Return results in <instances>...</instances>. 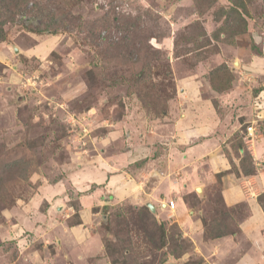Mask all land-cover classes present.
Segmentation results:
<instances>
[{
  "label": "rangeland",
  "instance_id": "obj_1",
  "mask_svg": "<svg viewBox=\"0 0 264 264\" xmlns=\"http://www.w3.org/2000/svg\"><path fill=\"white\" fill-rule=\"evenodd\" d=\"M191 87L220 116L247 111L264 89V0H17L0 26V264H79L58 245L89 192L73 190L70 165L172 140ZM207 198L192 199L206 236L222 222L238 233L245 207ZM143 203L109 206L81 264H220Z\"/></svg>",
  "mask_w": 264,
  "mask_h": 264
},
{
  "label": "crops",
  "instance_id": "obj_2",
  "mask_svg": "<svg viewBox=\"0 0 264 264\" xmlns=\"http://www.w3.org/2000/svg\"><path fill=\"white\" fill-rule=\"evenodd\" d=\"M193 89L184 91L183 107L174 117L172 140L155 148L142 149L138 145L135 150H129L127 147L119 154L106 155L105 150L99 156L86 158L82 167L73 169L70 165L67 174L73 190L89 192L82 196L80 222L70 226L72 234L63 241L58 240V245L74 250L79 264L85 253L95 256L100 247L98 235L95 232L92 235L91 228L101 224L109 206L123 201L135 204L150 201L158 214L164 211L169 220L179 225L184 238H190L196 252L205 259L216 255L220 257V264H264V210L258 200L264 192V89L256 93L246 112L238 110L232 116H220ZM251 122L255 123L258 137L255 143L246 145L254 156L257 172L240 175L233 171L241 169L242 149H237L236 142L238 137L244 138L246 126ZM148 152L153 155L145 158ZM232 166L236 167L232 170ZM61 185L58 183L51 191L60 192ZM217 188L220 193L215 191ZM214 193H218L227 209L245 207L247 212L239 221L238 233L218 238L206 236V220L202 215L205 209L195 207L192 199L204 204ZM43 194L40 200L49 202ZM62 199L57 197L55 201L58 209ZM172 201L174 206L170 205ZM38 205L35 199L34 206ZM68 210L73 207L68 205ZM46 213L43 212L44 216ZM73 214L68 212L67 217ZM38 228L34 223L32 229ZM29 243L26 241L25 248Z\"/></svg>",
  "mask_w": 264,
  "mask_h": 264
},
{
  "label": "trees",
  "instance_id": "obj_3",
  "mask_svg": "<svg viewBox=\"0 0 264 264\" xmlns=\"http://www.w3.org/2000/svg\"><path fill=\"white\" fill-rule=\"evenodd\" d=\"M15 6H17V0H0V26L4 24L5 21H7L8 19L11 18L12 12L15 8ZM151 51V50H149ZM155 54H157V52H154ZM146 75V71L145 72H139L137 73L138 78L140 77H144ZM238 136V135H237ZM236 136V137H237ZM236 147L238 150L242 149V155H241V172L239 169L233 170L234 167L236 166H232V170L236 171L238 174H243V175H253L256 174L257 172V168L255 165V159L254 156L251 154V152L248 150L246 142L244 140V138L242 137H238V141L236 143ZM238 152V151H237ZM258 200L261 204V206L263 207L264 210V192L258 197ZM238 207V206H236ZM148 207H146L147 209ZM148 210V209H147ZM80 222V221H79ZM209 225V224H208ZM215 227V230L219 229L221 230V232L218 230L216 232L211 231L210 233V237L216 238L219 236H224L227 234H234L235 232L233 231H229V230H223L227 228L225 223H221V224H217ZM214 230V229H212ZM161 231V230H160ZM161 241H159V248H161L162 246L165 245V233H164V228L162 226V231H161Z\"/></svg>",
  "mask_w": 264,
  "mask_h": 264
},
{
  "label": "built area",
  "instance_id": "obj_4",
  "mask_svg": "<svg viewBox=\"0 0 264 264\" xmlns=\"http://www.w3.org/2000/svg\"><path fill=\"white\" fill-rule=\"evenodd\" d=\"M258 137V132H257V128L255 126L254 122L249 123L246 126V131L244 134V139L247 143H249L250 145L255 143V141L257 140ZM171 206H174V202L172 201L170 203ZM165 206H167V203H165Z\"/></svg>",
  "mask_w": 264,
  "mask_h": 264
},
{
  "label": "water",
  "instance_id": "obj_5",
  "mask_svg": "<svg viewBox=\"0 0 264 264\" xmlns=\"http://www.w3.org/2000/svg\"><path fill=\"white\" fill-rule=\"evenodd\" d=\"M148 206L152 209V211H155L154 206L152 204H148Z\"/></svg>",
  "mask_w": 264,
  "mask_h": 264
},
{
  "label": "clouds",
  "instance_id": "obj_6",
  "mask_svg": "<svg viewBox=\"0 0 264 264\" xmlns=\"http://www.w3.org/2000/svg\"><path fill=\"white\" fill-rule=\"evenodd\" d=\"M257 132H258V130H257ZM245 140V139H244ZM246 142V141H245ZM247 143V142H246Z\"/></svg>",
  "mask_w": 264,
  "mask_h": 264
}]
</instances>
